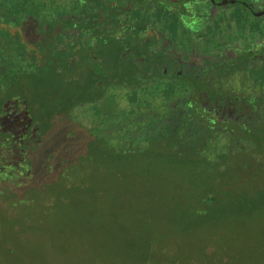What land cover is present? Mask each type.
Segmentation results:
<instances>
[{"label": "trees", "instance_id": "1", "mask_svg": "<svg viewBox=\"0 0 264 264\" xmlns=\"http://www.w3.org/2000/svg\"><path fill=\"white\" fill-rule=\"evenodd\" d=\"M107 7L103 0H83L78 12L59 14L29 70L0 60V110L6 105L13 113L0 121V254L4 257L17 253L15 257H29V264L34 259L50 264L59 256L71 258L75 248L66 240L76 234L74 215L92 222L81 209L96 207L99 192L144 187L160 199L158 180H145L146 167L141 173L134 168L152 154L165 161L166 184L178 182L173 177L178 173L175 166L183 174L194 169L199 177L196 186L187 181L188 200L178 203L168 194L161 195L179 207V223L190 226L198 216L197 206L207 210L218 203L227 222L253 211L264 217V180L229 198L225 189L233 184L230 180L238 179L233 164L225 163L237 153L264 179V46L261 51L216 52L197 58L185 50L169 52L168 45L161 46L163 37L145 22L131 25L113 19L111 26H104L100 10ZM14 10L11 6L0 10L5 27L19 21ZM239 63L248 64L244 83L232 79L242 71ZM160 77L171 81L162 83ZM236 84L253 88L242 98L232 87ZM115 89L125 91L128 106H115ZM158 95L161 109L152 104ZM85 102L97 121L93 127L71 116V109ZM19 115L26 116L24 127L10 129L5 120L13 124ZM132 120L136 124L130 128ZM222 141L224 151L217 150ZM113 217L105 215L96 222L97 228L108 221L113 224ZM90 229L81 232L91 236ZM259 230L264 239V226ZM103 238L92 246L99 261L98 254L113 256V248ZM159 240L142 236L125 246L136 251L140 264H183L171 258L169 247H160ZM238 252L240 259L231 258L228 249L224 264H264V244L240 247Z\"/></svg>", "mask_w": 264, "mask_h": 264}, {"label": "rangeland", "instance_id": "2", "mask_svg": "<svg viewBox=\"0 0 264 264\" xmlns=\"http://www.w3.org/2000/svg\"><path fill=\"white\" fill-rule=\"evenodd\" d=\"M116 1L120 2L122 6L127 5L129 2V0ZM256 1L257 0H254L253 2ZM78 2L79 0H0V5L5 6L11 4L12 7L16 8L19 12H30L33 8L37 13L43 14V26L45 27L47 22L54 18L59 12L64 10L76 11L79 7ZM259 2L262 4L264 0H259ZM178 6L184 9H193L190 12L196 14L197 19H199L198 17L205 14V12L209 10L208 6H212V4L208 0H181L178 2ZM240 8L241 6L236 4L235 6L224 9H214L209 13L210 16L207 22L201 24L195 22L191 27L178 18L179 16L173 7L165 6L164 4L154 1L130 3L128 10L121 13L120 18L136 21L141 16H144L149 22L154 24L171 43L181 38L185 40L188 45H192V47L194 43H197L201 52H213L219 47L227 51H233L236 55L247 53L253 49L261 51L263 49L262 46H264V17L256 19L247 11ZM31 21L32 19H29V21L25 23V25L27 24V31H33V24ZM27 57L26 59L21 56L19 57L18 61L21 62V65L31 62L29 56ZM227 67L228 66H226V68ZM238 68L242 71H238V74L232 77V79L244 83V78L249 77V73L246 72L248 64L239 63ZM21 69L26 70V67L22 66ZM236 77H239V79ZM174 85H176V83H174ZM232 87L235 92L240 94V97L244 98L245 93L250 91L253 85L249 87L250 89L246 88V86L240 87V85L237 84ZM112 91L117 96L115 102L117 108H119V103L128 106V101L123 98L124 90L115 89ZM258 91H260V89ZM176 97L181 99L182 94H177ZM152 104L157 105L156 109H161L163 107L159 95L152 99ZM89 107L90 105L87 102L78 104L71 109V116L80 120L85 125L93 127L97 121H93V116H91L92 111ZM117 111L118 109H114V112ZM134 124H136V122L132 120L128 123V126L131 128ZM107 125L108 124L105 122L104 126ZM111 140L116 141V138ZM217 144L219 146L217 150L224 151V142L222 141ZM242 156L241 153H237L234 158L232 156L231 160L228 159L225 162L228 163L227 166L233 164L236 175L238 176L237 180H230L233 184H228V187H225V189H228L231 193L227 198L239 195L244 191L247 192V186L250 189V184L255 185L259 181L264 180L259 176L258 172H254V166H250L248 160H244L245 156ZM164 162L165 161L160 158V156L152 154L134 164V168L139 169V173L146 167L148 175L144 177L145 180L151 182L158 180L160 186V199L157 197L155 200V193L146 190L144 187L130 188L129 190L127 187H121L118 190L117 188H112L111 190L114 191L113 193L109 190L99 192L96 197V207L90 206L81 209L82 212L89 214V219H91L92 222L84 221L83 215H74L75 219H77L74 223L76 234L67 238L66 242L72 249L75 248V254H72L71 258L67 256L64 258L63 256H59L56 259L53 258L50 264H140L137 262L138 258L136 251L129 252L125 244L132 239L134 241L135 238L138 239L142 236L153 240L160 238L159 246H168L169 248H167V250L170 257L176 258L178 262H183V264H187L192 260L195 261L196 264H205L206 262L212 261L217 264H224V253L227 252L228 249L232 256L231 258L240 259V252H238L240 247H255L264 244V239L261 236L262 233H260L259 230L261 226H264V217L262 218L253 214L257 213V211L239 216L241 217L239 221L227 222V220H224V209L218 208L220 203L215 205L213 209L207 210L196 205V213L198 216L192 221L191 225L185 226L184 223H179L180 219L178 216L181 213L179 207L175 202H166L161 195L168 194L169 197L171 196L178 203L188 200L187 197L190 194V190H188L189 183L187 181L193 180L196 186L199 182V177L196 175V170L194 169L190 168L188 169V173L185 172L186 174H183L184 171L180 167L175 166V171L178 170V173L176 172L175 175H178H174L173 177H176V181L178 182L173 183V181L171 185L166 184L162 173V168L165 166ZM166 168L168 169V167ZM256 174H258V177H255ZM227 179H231V177ZM222 180L224 181V178H222ZM165 181L170 182L168 179H165ZM2 182L3 181L0 180V184H2ZM144 184L148 185L150 183L146 182ZM116 190L117 192H115ZM147 198H153L155 202L150 204L147 202ZM222 198L223 197H220V201ZM96 212H101L103 215L98 216L95 214ZM154 213L156 216H153ZM105 215L109 219H114L113 216L115 215L116 220H114L113 224L108 221L105 227L97 228V226H99L98 223L102 222ZM196 224L202 225L196 226ZM87 228H91L90 230L93 235L86 236V234L81 232ZM105 228L108 230L105 231ZM103 237H106V240L108 239L107 243L113 248V256L98 254L99 257H101L99 261L94 258L92 246L97 245L101 238L102 241H104ZM12 254L13 253H8V257H4L0 254V264L30 263L29 257H15L17 253H15L13 257ZM32 262V264H44L39 259H34Z\"/></svg>", "mask_w": 264, "mask_h": 264}, {"label": "flooded vegetation", "instance_id": "3", "mask_svg": "<svg viewBox=\"0 0 264 264\" xmlns=\"http://www.w3.org/2000/svg\"><path fill=\"white\" fill-rule=\"evenodd\" d=\"M148 1H154L160 4H164L165 6H171L175 9V11L178 14V18L181 19V21L186 22L190 27L193 26L192 24H194L195 22H199V24L203 23V22H207L208 17L210 16L209 13L214 10V9H224V8H228L230 6H235L236 4H239L241 6L240 9H243L245 11H247L251 16H253L254 18L256 17H264V14L262 15H255L253 13V11L255 10H260V9H264V3L260 4L259 0H257V2H253L254 0H244L246 1V3L251 4L253 11L250 9V7L248 5L242 4L240 2H236L235 4H227V5H215L212 4L210 2V0H208L212 6H208L209 10L205 12V14L201 15L200 17H198L199 19H197L196 14L191 13L190 11H192L193 9H184L178 6V2H174L172 0H129L128 4L125 6H122L120 4V2H117L116 0H103V2L105 4H108L109 7L107 8H103L102 10H100V16L102 19V22L104 24V26L109 27L111 26L112 20L113 19H117L120 20V22H127L131 25H136L138 22H145L148 25V28L152 27L155 30H157V32L163 37V41H162V47H168V51L169 52H177V53H181L182 51H189L191 53H193L194 58H197L201 55L204 54H211V53H216V52H233V51H227L224 50V48H217L216 50H214L213 52H201L199 50V47L197 45V43H194L193 47L192 45H188L187 42H185V40H182L181 38L173 41L172 43L164 36V34L151 22H149L146 17L141 16L138 20L136 21H130L127 20L125 18H120V14L123 12H126L128 10V7L130 5V3H135V2H148ZM83 0H79L78 2V9L76 11H72V10H64L62 12H59L58 14H56V16L54 18H52L51 20H49L47 22V25L44 27L43 22H44V17L43 14H39L37 13V11L35 9L32 8V10H30V12H19L17 11L16 8L12 7L11 4L9 5H5L2 6L0 5V10L11 6L14 10V15L19 19V21H17L15 24H13L10 27H5V22L0 21V60L1 59H6V60H11L13 61L14 65L18 68L21 69L22 66H25L27 70L33 68V66H35L36 61L38 59V50L37 49H43L44 44H46V40H47V36L49 33L50 28L52 27V23L55 20V18L61 14V15H66L69 12L72 13H76L80 10L81 8V4H82ZM34 5V4H32ZM26 13V14H25ZM29 19H32L31 23L33 24V31H27V24L25 25L26 21H29ZM198 24V25H199ZM146 27V26H145ZM23 45V46H22ZM166 49V48H165ZM235 53V52H233ZM22 58H28L27 56H29V58L31 59V62L29 64H22L21 62L18 61L19 57ZM23 63V62H22ZM79 68V67H78ZM153 80V79H152ZM158 80H160V82H170L171 79L169 78H165V77H160L158 78ZM177 80L172 81L173 83H175ZM177 84V82H176ZM144 85V84H141ZM71 112V111H70ZM2 114L4 115L2 117ZM11 113L9 110L6 109V105H3V108L0 110V121L1 119H3L2 121L4 122V119L9 118L8 116H11ZM25 115H19L15 118L14 123L12 124L9 123L8 120H5V123L11 127H9L12 130H18L24 127L25 125ZM12 124V125H11Z\"/></svg>", "mask_w": 264, "mask_h": 264}, {"label": "water", "instance_id": "4", "mask_svg": "<svg viewBox=\"0 0 264 264\" xmlns=\"http://www.w3.org/2000/svg\"><path fill=\"white\" fill-rule=\"evenodd\" d=\"M172 1L177 2V1H181V0H172ZM210 2L212 4H215V5H218V6L227 5V4H235L236 2H240L242 4L248 5L250 7V9L253 11L252 5L246 3V1H244V0H210ZM253 13L255 15H262V14H264V9L255 10V11H253Z\"/></svg>", "mask_w": 264, "mask_h": 264}]
</instances>
